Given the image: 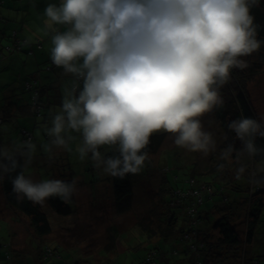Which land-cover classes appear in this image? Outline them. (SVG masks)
<instances>
[{
	"label": "clouds",
	"instance_id": "9594fccd",
	"mask_svg": "<svg viewBox=\"0 0 264 264\" xmlns=\"http://www.w3.org/2000/svg\"><path fill=\"white\" fill-rule=\"evenodd\" d=\"M260 0H58L43 11L44 35L50 37L52 64L67 77L61 102L39 125L54 150L75 153L102 174L138 175L149 158L153 134H170L178 148L207 157L218 143L204 118L224 106L221 91L234 70L249 67L247 57L264 47L251 14ZM235 139L219 149V159L233 154H264V117L241 115L228 124ZM227 140V137H225ZM103 149V151H101ZM112 150L118 155L106 156ZM37 143L31 136L0 144V180H11L17 200L43 206L58 197L66 204L78 192L77 181H34L25 171L34 162ZM22 161V163H21ZM225 164L220 163L218 171ZM246 164L235 169L245 179ZM264 184V156L247 177Z\"/></svg>",
	"mask_w": 264,
	"mask_h": 264
},
{
	"label": "trees",
	"instance_id": "16d2710c",
	"mask_svg": "<svg viewBox=\"0 0 264 264\" xmlns=\"http://www.w3.org/2000/svg\"><path fill=\"white\" fill-rule=\"evenodd\" d=\"M16 10L20 11L19 9ZM251 14L255 17V23L259 25L258 39L264 40V3L261 0L259 6L251 10ZM0 18L2 22L7 21L2 16ZM20 29L25 30L26 27H20ZM20 29L18 27L13 29L14 34H12L14 37H12L11 33L6 34V27H0V36H5V40H7L5 49L14 53L21 50L23 45H26L27 50L32 53V64L36 68L29 74L30 78L27 76L21 82L25 102L19 103L20 94L16 92L15 88L6 89V92L9 93L6 107L12 116L33 115L35 117L34 122H25L18 125L20 134L22 133V135H19L20 139H28L29 136L34 139L35 129L39 127L36 119L46 121L48 110L60 105L61 85L67 77L63 76L61 68H57L52 64L50 58L51 41L47 44L50 37L43 34L42 36L36 35L30 38L31 35L26 34L25 37L19 38L18 31ZM10 41L12 44L8 45ZM41 55L43 56L40 57ZM246 59L249 67L244 70H234L230 83L221 89L224 106L209 114L213 122L217 123L220 135V141L217 142L218 150L212 155L210 165L203 164L202 169L198 170L197 164L190 162L191 170L188 171L186 178L182 179V181L188 182L187 190H182L179 185H175L170 189L166 188L162 176L159 185L160 198L153 203L156 212L146 213L150 217H147L144 224V216L137 221L138 224L143 225L142 229L145 234V243L140 241L139 245L133 247L134 250L139 246L145 248L144 256L138 255L135 258L138 264H178L177 261H181L180 264H259L261 253L256 251L254 253L251 247L255 242L256 229L264 209V184H253L247 177L257 167L264 154L256 157L255 161L248 160L246 157L240 158L236 153L229 161L219 159V149L227 144H232L237 150L241 147V142L235 139V133L230 132L228 129V124L231 121L238 119L241 115L246 118H261L251 100L248 85L258 74L264 72V47L258 53ZM36 72L38 78L35 75ZM41 72H44V74ZM58 94L60 95L58 96ZM57 99H59V102H56ZM2 122L3 119L0 118V124ZM26 127H30L31 131L25 129ZM165 134L161 132L150 137L151 142L147 146L149 155L158 151L164 141ZM225 137H227V140H225ZM9 143H11V140H9ZM256 145L264 149V138L257 137ZM105 155L114 156L118 153L111 150L106 152ZM220 163L225 164L223 171L217 170ZM241 164L247 165L244 174L246 178L236 180L235 169ZM59 166L63 171H60L61 173L67 172L69 174L62 178L63 174L54 172L52 178L71 182L74 174L72 167H70L71 161L68 155L59 161ZM20 170L18 167L15 172L0 180L5 202L11 208L25 215L34 236L49 235L52 232V225L42 206L33 204L26 199L23 201L17 200L12 191L11 180ZM145 171L146 169H143L138 175L129 174L122 179L107 176V183L111 190L109 197L112 199V204H114V208L119 215L131 209L134 182L139 175H144ZM29 173V171H25L26 175H29ZM175 180L177 182L178 178L176 177ZM166 191L171 195L170 200L164 202L163 196ZM214 196L217 197L215 200L205 204V201L212 199ZM74 199L75 195L72 202L66 204L55 197L49 198L47 203L54 212L65 216L73 214V217H75ZM178 204L187 208L188 213L184 210L187 215V223L180 227L178 234L174 236L177 216L170 208L177 207ZM201 206H204V208H201ZM241 224L242 228L240 227ZM107 233V244L102 252H107L112 256L117 242L116 227H107ZM155 235L158 238L157 247H153L154 244L150 243V238L155 237ZM173 242L175 243L173 244ZM177 244H181V247H176ZM59 247H62L59 243L55 246L47 244L45 253L49 252L54 256L58 254ZM168 253L171 256H177L174 261L168 259ZM19 257L22 256L19 255ZM89 257L91 260L92 256Z\"/></svg>",
	"mask_w": 264,
	"mask_h": 264
},
{
	"label": "rangeland",
	"instance_id": "374dc122",
	"mask_svg": "<svg viewBox=\"0 0 264 264\" xmlns=\"http://www.w3.org/2000/svg\"><path fill=\"white\" fill-rule=\"evenodd\" d=\"M12 33L13 31L11 35L14 34ZM22 37L19 32V38ZM6 41L5 36H0V118L3 119L0 124V144H10L9 140L12 142L20 139L19 135L22 133L20 134L18 125L35 121L33 115L12 116L6 107L9 95L6 89L15 88L16 92L20 94L19 103L25 102L21 82L27 76L30 78L29 74L36 68L32 64V53L25 49V45L22 46L21 50L13 53L5 49ZM49 41L50 39H48L47 44L50 43ZM11 44L10 41L8 45ZM27 56H30L28 60H26ZM41 73L44 74V72ZM35 75L38 78L37 72ZM248 89L258 114L264 117V72L254 78L248 85ZM36 120L39 125L43 123L41 119ZM204 123L206 129L214 134L217 142L220 141L219 127L217 123L213 122L211 115L205 116ZM25 129L31 131L30 127ZM38 130L39 127L35 129V132L37 133ZM169 135L165 134L164 141L158 151L149 155L145 163L144 175H139L135 180L132 188L131 209L119 215L109 197L111 190L106 175L95 169L90 161L80 162L75 153L54 150L53 157L49 158L41 148V145L47 141L46 136L43 133L39 136L35 134L33 141L37 143V154L33 164L26 169V172H30L29 176L34 181L45 178L54 179L52 178L54 172L63 174L61 176L63 178L69 173H61L63 171H61L59 161L68 155L71 161L70 167H72L74 174L72 180L77 181L78 188L73 201L75 217L73 214L65 216L54 212L46 202L42 209L49 216L52 232L46 236H34L25 215L11 208L8 204L6 205L0 187V264H80V262L81 264H138L135 258L138 255L144 256L145 248L139 246L134 250L133 247L139 245L140 241L145 243V234L142 229L143 225L138 224L137 221L144 216V224L147 217H150L146 213L156 212L153 203L160 198L159 185L162 176L166 188L170 189L179 185L182 190H187L188 182L182 181V179H185L188 171L191 170L190 162H195L197 169L201 170L203 164L210 165L214 154L211 153L207 157H203L200 153H192L183 148H178L168 138ZM176 177L178 178L177 182ZM168 191L164 193V202L170 200L171 193L169 194ZM216 198L214 196L212 199H208L205 204L206 202L211 203ZM183 206L178 204L177 207L170 208L177 216L174 236L178 234L179 228L187 223L185 213L187 208ZM110 226L117 229L116 248L112 256L107 252H102L108 240L107 227L110 228ZM240 227L242 228V224ZM157 235L150 238V243L154 244L153 247L158 243ZM58 243L62 245L61 248H58V254L52 256L49 252L45 253L47 244L55 246ZM175 246L179 248L181 244ZM14 248L17 254H21L22 258L16 255ZM251 249L254 253L255 251L261 253L259 264H264V209ZM89 256H92L91 260ZM167 257L170 261H174L177 256H171L168 253ZM177 263L180 264L181 261H177Z\"/></svg>",
	"mask_w": 264,
	"mask_h": 264
},
{
	"label": "crops",
	"instance_id": "0c3cea01",
	"mask_svg": "<svg viewBox=\"0 0 264 264\" xmlns=\"http://www.w3.org/2000/svg\"><path fill=\"white\" fill-rule=\"evenodd\" d=\"M49 3H58V0H0V16L7 20L6 22L0 20V27L7 28V35L17 27L19 29L20 27H26L25 30L20 29L18 31V34L20 32V36L25 37L26 34H29V36L31 35L30 38L36 35L42 36L44 34L42 25L44 19L43 11ZM25 49H27L26 45ZM42 56L43 55L40 57ZM28 58H30V56H27L26 60H28ZM59 95L60 94H58V96ZM56 102H59V99H57ZM14 251L16 253L15 248ZM16 255L19 257L21 254L16 253Z\"/></svg>",
	"mask_w": 264,
	"mask_h": 264
},
{
	"label": "water",
	"instance_id": "95a60500",
	"mask_svg": "<svg viewBox=\"0 0 264 264\" xmlns=\"http://www.w3.org/2000/svg\"><path fill=\"white\" fill-rule=\"evenodd\" d=\"M264 3V0H261Z\"/></svg>",
	"mask_w": 264,
	"mask_h": 264
},
{
	"label": "bare ground",
	"instance_id": "6f19581e",
	"mask_svg": "<svg viewBox=\"0 0 264 264\" xmlns=\"http://www.w3.org/2000/svg\"><path fill=\"white\" fill-rule=\"evenodd\" d=\"M80 264H81V262H80Z\"/></svg>",
	"mask_w": 264,
	"mask_h": 264
},
{
	"label": "built area",
	"instance_id": "2783aa9c",
	"mask_svg": "<svg viewBox=\"0 0 264 264\" xmlns=\"http://www.w3.org/2000/svg\"><path fill=\"white\" fill-rule=\"evenodd\" d=\"M199 264V263H198Z\"/></svg>",
	"mask_w": 264,
	"mask_h": 264
}]
</instances>
